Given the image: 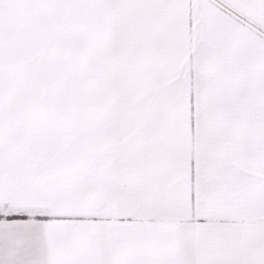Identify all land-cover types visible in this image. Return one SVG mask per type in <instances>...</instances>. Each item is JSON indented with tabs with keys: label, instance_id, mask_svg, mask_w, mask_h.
<instances>
[{
	"label": "snow or ice",
	"instance_id": "6c2138e0",
	"mask_svg": "<svg viewBox=\"0 0 264 264\" xmlns=\"http://www.w3.org/2000/svg\"><path fill=\"white\" fill-rule=\"evenodd\" d=\"M0 264H264V0H0Z\"/></svg>",
	"mask_w": 264,
	"mask_h": 264
}]
</instances>
